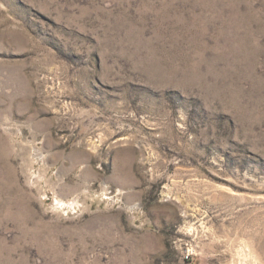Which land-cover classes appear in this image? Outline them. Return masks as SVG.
I'll return each instance as SVG.
<instances>
[{
  "label": "rangeland",
  "instance_id": "rangeland-1",
  "mask_svg": "<svg viewBox=\"0 0 264 264\" xmlns=\"http://www.w3.org/2000/svg\"><path fill=\"white\" fill-rule=\"evenodd\" d=\"M264 264V0H0V264Z\"/></svg>",
  "mask_w": 264,
  "mask_h": 264
},
{
  "label": "bare ground",
  "instance_id": "bare-ground-1",
  "mask_svg": "<svg viewBox=\"0 0 264 264\" xmlns=\"http://www.w3.org/2000/svg\"><path fill=\"white\" fill-rule=\"evenodd\" d=\"M242 264H246V262H243Z\"/></svg>",
  "mask_w": 264,
  "mask_h": 264
}]
</instances>
